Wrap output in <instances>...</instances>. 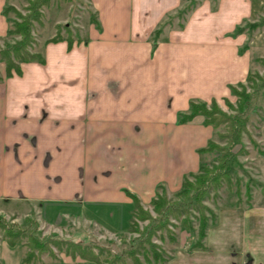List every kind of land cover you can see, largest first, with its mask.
<instances>
[{
  "label": "crops",
  "instance_id": "crops-1",
  "mask_svg": "<svg viewBox=\"0 0 264 264\" xmlns=\"http://www.w3.org/2000/svg\"><path fill=\"white\" fill-rule=\"evenodd\" d=\"M6 2L0 0V36L9 27ZM263 4L218 0L212 9L204 0L182 27L165 25L154 49L153 30L180 0H89L100 27L89 20L86 43L48 42L44 63L24 62L21 74L0 82V200L27 208L46 202L42 216L55 233L62 215L79 213L102 234H116L133 208L125 189L142 201L162 181L178 190L185 174L199 169V148L216 128L202 115L178 123L177 113L191 98L232 97L230 84L251 70L264 24L229 33L255 21ZM7 208L0 205V214ZM40 212L13 211L12 221L30 215L41 222ZM24 250L1 237L0 264H22ZM44 264L94 263L59 252Z\"/></svg>",
  "mask_w": 264,
  "mask_h": 264
},
{
  "label": "trees",
  "instance_id": "trees-1",
  "mask_svg": "<svg viewBox=\"0 0 264 264\" xmlns=\"http://www.w3.org/2000/svg\"><path fill=\"white\" fill-rule=\"evenodd\" d=\"M182 1L184 6L169 13L164 24L153 30L150 38L154 49L163 27L172 25L175 20L177 26L182 27L187 14L198 5V0ZM51 2L52 0H27L21 8L9 2L4 4L2 12L9 22V27L6 34L0 36V62L4 64V73L0 72V82L14 73L21 74L24 62H45L43 50L35 46L37 42L35 25L42 23L43 9ZM89 16V20L100 27L96 13L91 11ZM263 22L264 18L262 21L246 20L236 25L229 34L236 35L255 28ZM55 28V33L44 39V44L65 40L68 48H71L75 42H87V38L75 32L70 22H56ZM247 47L248 43H244L240 51ZM256 60L264 64V56H258ZM257 81L260 82L259 86L264 85V76L257 71L250 70L245 80L230 84L231 93L236 96V99L231 101L228 97L223 98L230 112L224 109L216 98L210 101L191 98L188 108L177 113V122L192 121L196 116L202 115V122L214 128L229 123L230 125H243L242 114L246 111L253 95L248 88ZM256 86L257 84L254 85ZM215 147H218L217 144L214 140H210L207 145L200 147L199 151L207 152ZM224 161L223 159L220 161L219 168L221 169L218 170L201 162L197 171H191L184 176L181 187L176 190L175 194L179 198L188 199L191 197V190H195L189 206L175 204L167 193L166 187L161 183L156 186L155 193L147 205L137 193L125 189L132 199L133 208L127 227L116 233L121 241L128 242L122 251L113 250L109 244L73 239L55 232H51L46 237L40 236L38 220L30 215L22 219L24 224H17L15 221L8 222L0 214L1 237L10 245L22 243L26 247L21 257L22 264H44L43 254L46 253L50 259H55L58 257V252L80 257L94 264H166L170 259V248L163 246L162 242L167 239L170 243L177 244L176 228L181 225L193 229L194 221L191 217L198 221L196 228L198 238L194 244L203 246L209 222L215 218V212L205 201L211 196L212 189L217 190L223 181H230L231 178L224 167ZM127 234L132 237L127 239Z\"/></svg>",
  "mask_w": 264,
  "mask_h": 264
},
{
  "label": "rangeland",
  "instance_id": "rangeland-1",
  "mask_svg": "<svg viewBox=\"0 0 264 264\" xmlns=\"http://www.w3.org/2000/svg\"><path fill=\"white\" fill-rule=\"evenodd\" d=\"M10 1L18 8L27 2V0ZM203 1L198 0V4ZM210 2L212 9H216L218 0H210ZM182 6H184V2L180 0L178 8ZM43 12L42 23L35 25L37 39L35 46L41 51L45 49L44 39L55 33L56 22H70L79 35H85L88 32L91 12L89 0H52L49 6L44 7ZM255 17L254 20L256 21L263 20L264 4L258 7V14ZM174 23L177 27L176 20ZM261 29L263 33L256 39V43L252 47L251 70L264 76V64L256 60V57L264 56V25ZM249 38L250 33L247 35L245 43H248ZM0 67L1 70L4 67L2 62H0ZM30 75L36 77L31 73ZM256 84L257 86L254 87ZM254 85L248 88L253 95L246 111L242 114L243 125H230L229 123L216 127V133L212 140L218 147L211 151L198 153L200 162L207 164L214 170L221 169L219 168L220 161L225 160L224 167L231 178L230 181H223L217 190L212 189L211 196L205 201L215 212V218L209 222L203 246L198 247L194 244L198 238L196 232L198 221L193 217H191V220L194 221L193 229L181 225L176 228L177 244H172L167 239L162 242L163 246L170 248L171 260H169L172 263L264 264V85L259 86V81ZM229 99L235 101L236 96L232 94ZM219 102L224 109L230 112L223 99ZM79 175L82 177V170H80ZM160 183L166 187L167 193L175 204L190 205L195 190H191L190 198L183 199L177 197L176 190H170L164 181ZM143 202L147 205L149 201ZM0 205L3 208L9 207L11 212L17 211L19 215L29 211V209H32V214L40 210L39 235L46 237L53 232L50 231L53 226L47 225L42 216L46 202L42 205L30 203V208H27L0 200ZM4 210L1 214L6 215L5 219L8 222H12L13 215L10 211L4 212ZM64 215L61 216L63 220L60 219L57 224L58 234L62 231L66 237L69 233L73 239L109 244L113 250L117 251H122L124 246L128 244V242L121 241L119 235L113 234L112 231L102 234L94 224L84 223L82 219L84 217L79 213ZM17 220L15 221L17 224H24L22 223V216L21 218L18 217ZM104 235L108 237H103ZM130 237L132 235L127 234V239ZM24 248L26 249V247ZM42 258L48 260L49 256L45 253Z\"/></svg>",
  "mask_w": 264,
  "mask_h": 264
},
{
  "label": "flooded vegetation",
  "instance_id": "flooded-vegetation-1",
  "mask_svg": "<svg viewBox=\"0 0 264 264\" xmlns=\"http://www.w3.org/2000/svg\"><path fill=\"white\" fill-rule=\"evenodd\" d=\"M199 247V246H198ZM201 248V247H200Z\"/></svg>",
  "mask_w": 264,
  "mask_h": 264
}]
</instances>
